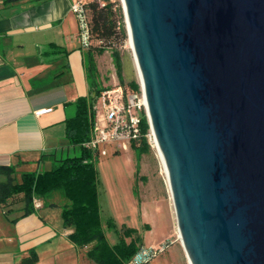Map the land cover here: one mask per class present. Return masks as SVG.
<instances>
[{"label":"water","instance_id":"95a60500","mask_svg":"<svg viewBox=\"0 0 264 264\" xmlns=\"http://www.w3.org/2000/svg\"><path fill=\"white\" fill-rule=\"evenodd\" d=\"M189 264H264V0H122Z\"/></svg>","mask_w":264,"mask_h":264},{"label":"crops","instance_id":"0c3cea01","mask_svg":"<svg viewBox=\"0 0 264 264\" xmlns=\"http://www.w3.org/2000/svg\"><path fill=\"white\" fill-rule=\"evenodd\" d=\"M73 1L3 0L0 6V167H16L17 181L24 173L50 170L54 158L77 155L66 138V120L75 116L78 99L89 96L90 81ZM22 206L0 205V264H22L32 251L37 264H95L88 247L71 241L60 205L42 202L35 213L12 222ZM176 224L169 226L173 245L189 264Z\"/></svg>","mask_w":264,"mask_h":264},{"label":"trees","instance_id":"16d2710c","mask_svg":"<svg viewBox=\"0 0 264 264\" xmlns=\"http://www.w3.org/2000/svg\"><path fill=\"white\" fill-rule=\"evenodd\" d=\"M18 0H4L10 4ZM101 3L104 6H101ZM85 8L91 25L93 44L88 50L86 66L90 81V94L76 102V114L66 120V138L74 148L81 149L80 156L54 158L53 167L44 172L22 174L21 181L15 178L16 167H0V175L6 181L0 183V205L9 209L23 205L19 210V218L35 213L34 200H40L46 205H60L62 218L66 228L73 232L71 241L79 248L88 247V258L95 264H128L137 250L144 245L143 239L137 231L128 230L122 233L116 228L114 220L104 221L100 199L102 186L96 163L98 158L89 152L84 144L91 138L94 107L101 92L100 74L96 58L111 48L118 79L132 92H139L140 84L136 77H131L126 83L124 75L125 65L120 49L129 40L122 5L113 0H91L85 2ZM116 45V48L113 47ZM142 136L132 146L137 151L136 181L140 176V160L142 156L151 152L147 140L150 124L146 116L142 119ZM48 157V156H43ZM50 201V203H47ZM63 201L65 203H63ZM147 229L150 226L146 225ZM107 231H114L118 237L116 244H111L107 238ZM126 234L130 241L125 240ZM38 254L30 252L22 260V264H37Z\"/></svg>","mask_w":264,"mask_h":264},{"label":"rangeland","instance_id":"374dc122","mask_svg":"<svg viewBox=\"0 0 264 264\" xmlns=\"http://www.w3.org/2000/svg\"><path fill=\"white\" fill-rule=\"evenodd\" d=\"M2 1L0 0L1 7H3ZM113 1H119L122 5V0ZM113 47L116 48V45ZM106 49L107 51L103 55L97 57V68L100 74L101 87L110 88L115 82L120 83V81L112 50L109 47ZM119 49L125 65L126 83L129 76L130 78L133 76L140 84L130 40ZM128 74L130 75L128 76ZM121 85L128 89L124 84ZM80 155L81 149L78 148L76 156ZM73 156H75L74 153H71V157ZM136 158L137 151L131 149L129 152L116 153L108 158L97 160L96 166L102 183L100 199L104 221L112 218L116 228L122 233L128 230L137 231L145 244H153L152 246L156 247L165 243V240L173 244L169 226L171 222L173 225L176 224V215L167 174L159 157L157 146L151 147V152L142 156L140 160L142 180L138 184L135 176ZM63 203L65 202L63 201ZM47 206L49 207L48 204ZM20 207L21 204L16 206V208ZM147 222L152 225V229L146 228ZM150 224L148 225L150 226ZM124 236L125 240L129 242L130 238L126 234ZM107 238L111 244L118 242V237L114 231H107ZM179 244H181L180 240ZM169 253L171 255L166 254L164 257L153 260L150 264H168L169 262V264H185L177 254L176 245L172 246Z\"/></svg>","mask_w":264,"mask_h":264},{"label":"built area","instance_id":"2783aa9c","mask_svg":"<svg viewBox=\"0 0 264 264\" xmlns=\"http://www.w3.org/2000/svg\"><path fill=\"white\" fill-rule=\"evenodd\" d=\"M85 2V0H74L71 12L77 20L81 47L89 50L93 40ZM101 6L103 7L104 4L101 3ZM49 112L51 109L41 110L37 115ZM144 116L149 121L148 104L142 84L140 83L139 92H132L119 82H115L113 87L104 89L96 101L91 138L84 147L98 159L129 152L133 149V144L142 136L141 125ZM146 137L149 145L155 147L151 127ZM34 206L35 209H40L42 202L35 199ZM172 245L171 242H165L156 247L141 246L128 264H150L153 260L164 256Z\"/></svg>","mask_w":264,"mask_h":264},{"label":"bare ground","instance_id":"6f19581e","mask_svg":"<svg viewBox=\"0 0 264 264\" xmlns=\"http://www.w3.org/2000/svg\"><path fill=\"white\" fill-rule=\"evenodd\" d=\"M130 45H131V42H130ZM159 157H160V159H161V161H162V164H163V166H164V168H165V165H164V162H163V159H162L160 153H159ZM165 171H166V169H165ZM166 174H167V171H166ZM166 176H167V175H166ZM168 185H169V183H168ZM169 190H170V189H169ZM170 193H171V192H170Z\"/></svg>","mask_w":264,"mask_h":264}]
</instances>
